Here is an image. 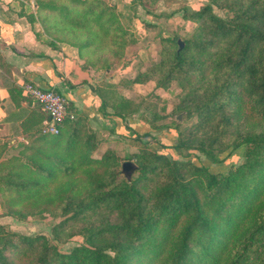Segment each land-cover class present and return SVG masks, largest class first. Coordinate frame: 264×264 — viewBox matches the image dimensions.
Listing matches in <instances>:
<instances>
[{
	"label": "trees",
	"instance_id": "1",
	"mask_svg": "<svg viewBox=\"0 0 264 264\" xmlns=\"http://www.w3.org/2000/svg\"><path fill=\"white\" fill-rule=\"evenodd\" d=\"M34 3L39 23L45 14L84 34L74 43L79 57L98 40H119V49L131 42V35L117 24L114 7L103 0ZM212 7L228 14L220 17ZM25 16L31 25L38 21ZM184 17L201 21L199 32L146 74H160L159 87L182 76L202 77L209 70L216 74L202 100L187 112L196 117L194 127H167L174 143L162 148L172 155L182 150L199 153L211 163L217 162L216 155L241 148L242 162L224 172H210L151 149L137 156L133 173L138 176L132 178V173L125 179L115 169L111 151L100 159L91 157L94 132L83 116L74 114L55 136L37 131L22 152L21 163L12 159L0 163L1 205L8 211L19 206V215H60L64 219L54 227L57 236L68 222L102 208L116 212L120 221L87 229L84 244L66 253L45 237H21L20 246L9 245L13 257L26 264H264V0H208ZM85 64L97 68L94 62ZM98 96L101 105H109L122 121L134 112L126 99L109 101L102 92ZM154 128L140 121L133 127L125 125L124 131L139 140ZM77 172L92 191H86L87 201L81 197L71 206L78 194ZM152 176L161 177L160 183L145 195L140 183ZM58 177L62 181L48 192ZM105 237L111 241L102 242ZM7 245H0V264H12L4 254Z\"/></svg>",
	"mask_w": 264,
	"mask_h": 264
},
{
	"label": "rangeland",
	"instance_id": "2",
	"mask_svg": "<svg viewBox=\"0 0 264 264\" xmlns=\"http://www.w3.org/2000/svg\"><path fill=\"white\" fill-rule=\"evenodd\" d=\"M55 1L64 2V0ZM103 1L108 6L114 7L117 24L131 35V42L123 49H119V40L114 42L98 40L90 49L84 50L82 57L78 55V58L84 66L86 65L85 61L94 62L97 68L91 69L100 86L97 89L101 90L109 101L114 97L132 102L134 112L128 118L141 122L146 121L156 128L147 137L139 140H134L131 136H114L109 132L94 133L96 148L91 153V157L100 159L105 151H111L116 158L115 169L120 172L122 178L121 164L129 161L136 166L139 162L137 156L151 149L166 155L167 158L173 156L177 161H190L202 165L210 172H224L230 165L241 163V148L234 149L229 154L216 155V163L209 162L199 153L191 152L189 154L182 150L180 154L172 155L169 149L162 148L174 143V140L171 141L169 137L171 132L166 129L167 127H172L175 124H179L183 129L194 127L197 121L196 117L193 114L188 116L187 112L192 111L202 100L212 85L216 72L209 70L202 77L199 76L200 74H195L174 78L166 87L157 86V82L161 78L157 72L146 74L160 59L166 57L167 54L172 56L174 52L178 51L176 40H180L184 47V41L195 37L202 22H193L185 19L184 16L195 13L207 4L208 0ZM31 2L34 7L33 11L36 12L34 0ZM212 12L220 17H225L228 14L216 7H212ZM37 17L39 29L52 45L71 47L77 51L74 43H78L85 37L83 33L71 27L61 26L46 17L45 14L40 16L41 23H39V13H37ZM106 109L113 113V109L105 104L102 110ZM177 117H180L179 120ZM137 176L138 173L135 172L132 178ZM74 178L78 183L76 191L78 194L70 201L71 206L81 201H87L86 191H92L91 186H86L83 182L84 177L80 172H77ZM160 180L161 177H149L140 183V188L145 195H148L160 183ZM59 181H62L61 177H58L56 183L50 185L47 191H52ZM2 201L3 199H0V245L7 242L4 254L8 258L10 257L12 264H26L24 260L13 257L14 249L9 246H20L21 237H45L50 244L57 247L59 252L66 253L71 248L84 244L82 235L87 229L104 221L110 224H118L120 221L116 212H109L102 208L82 219L68 222L64 229L58 233L60 239L58 241L54 227L64 219L63 217L47 212L41 214L21 213L19 215L17 212L19 206L8 211L2 207ZM14 211L16 212L14 213ZM106 241H111V239L105 237L102 242Z\"/></svg>",
	"mask_w": 264,
	"mask_h": 264
},
{
	"label": "crops",
	"instance_id": "3",
	"mask_svg": "<svg viewBox=\"0 0 264 264\" xmlns=\"http://www.w3.org/2000/svg\"><path fill=\"white\" fill-rule=\"evenodd\" d=\"M33 8L31 0H0V163H21L22 152L44 120L40 108L22 92L27 82L61 94L92 132L130 136L124 126L140 121H122L102 110L91 67L83 65L74 48L52 45L38 21L29 23L26 14L38 20Z\"/></svg>",
	"mask_w": 264,
	"mask_h": 264
},
{
	"label": "built area",
	"instance_id": "4",
	"mask_svg": "<svg viewBox=\"0 0 264 264\" xmlns=\"http://www.w3.org/2000/svg\"><path fill=\"white\" fill-rule=\"evenodd\" d=\"M21 89L45 116L39 128L40 135L55 136L64 120L74 119L68 101L53 89H41L30 82L23 83Z\"/></svg>",
	"mask_w": 264,
	"mask_h": 264
},
{
	"label": "water",
	"instance_id": "5",
	"mask_svg": "<svg viewBox=\"0 0 264 264\" xmlns=\"http://www.w3.org/2000/svg\"><path fill=\"white\" fill-rule=\"evenodd\" d=\"M178 45V51L182 49L183 44L180 40L177 41ZM180 117H177V120H179ZM136 169V166L132 162H123L121 164V174L125 179H129L133 171Z\"/></svg>",
	"mask_w": 264,
	"mask_h": 264
}]
</instances>
